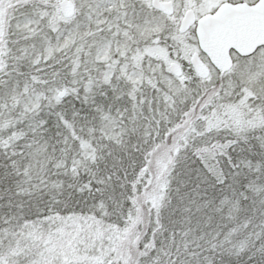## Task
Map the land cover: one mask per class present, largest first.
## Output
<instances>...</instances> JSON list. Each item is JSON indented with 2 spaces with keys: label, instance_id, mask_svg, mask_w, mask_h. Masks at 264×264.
I'll return each instance as SVG.
<instances>
[{
  "label": "snow or ice",
  "instance_id": "snow-or-ice-1",
  "mask_svg": "<svg viewBox=\"0 0 264 264\" xmlns=\"http://www.w3.org/2000/svg\"><path fill=\"white\" fill-rule=\"evenodd\" d=\"M0 264H264V0H0Z\"/></svg>",
  "mask_w": 264,
  "mask_h": 264
}]
</instances>
